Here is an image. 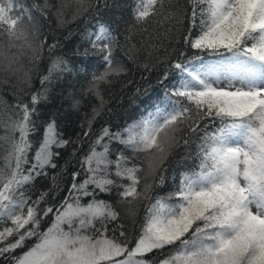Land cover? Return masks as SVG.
Listing matches in <instances>:
<instances>
[{"label": "snow or ice", "instance_id": "snow-or-ice-1", "mask_svg": "<svg viewBox=\"0 0 264 264\" xmlns=\"http://www.w3.org/2000/svg\"><path fill=\"white\" fill-rule=\"evenodd\" d=\"M124 7L33 3L57 27L91 24L63 51L72 30L41 39L31 10L0 0V73L29 89L0 100V264H264V0H134L127 17ZM118 52L149 74L163 68L161 92L139 118L94 130L103 86L129 72ZM85 96L99 102L90 114ZM193 136L197 163L155 194Z\"/></svg>", "mask_w": 264, "mask_h": 264}, {"label": "trees", "instance_id": "trees-1", "mask_svg": "<svg viewBox=\"0 0 264 264\" xmlns=\"http://www.w3.org/2000/svg\"><path fill=\"white\" fill-rule=\"evenodd\" d=\"M40 2V0H16L17 5H22L23 7L31 10L33 17L40 21L44 27L41 29V39L43 34L51 29L56 31L57 36L63 39L67 35L69 30H72L74 34L66 40H63L64 48L63 51H70L78 44L81 43L80 32L84 30L85 27H90L91 24H84L81 21L77 20L75 22H69L64 27H57V22L55 16L49 13L48 21H45L44 18L32 8L33 3ZM52 4H56L57 0H50ZM124 4V13L127 17L131 6L134 3V0H122ZM50 22V23H49ZM6 39V37H4ZM141 40V35L137 32L133 36V41L139 43ZM173 46H175L173 42ZM30 55V53H28ZM145 54L141 53V60L144 59ZM118 59H123V62L129 68V72L126 75H121L112 80L110 84L103 86V94L107 103L104 105L103 110L101 111L100 116L96 118L93 123V129L98 130L101 126H111L113 130L116 128L122 127L125 122L132 121L139 118L142 114L145 113L146 108L151 107V102L160 94L161 90L156 87V78L163 71V68L159 67L154 69L151 74L145 72L143 69H138L136 64H133L131 61L127 60L126 57H123V53H117ZM153 61H155V56H153ZM22 62L27 65V57L22 58ZM47 60H42L39 65L40 70H46ZM143 77V78H142ZM0 80H8L7 83H0V100L6 103H13L14 97L11 93L16 92L18 95L23 96L24 92L28 91V85L17 80L15 76L9 77L7 73H0ZM151 83L152 87H149ZM86 86V85H85ZM39 77L36 72H33L32 75V89L35 90L39 88ZM137 88L141 89L140 93H137ZM144 89H148L147 96L144 93ZM56 91H59L57 88ZM66 95V92H65ZM27 99V97H25ZM93 105L99 106V102L95 100L94 97L85 96L83 104V112L91 113ZM59 106V97H53L52 105L49 107ZM66 106V105H65ZM111 109V111H109ZM83 119V116H81ZM66 131L73 136H76L77 133L81 132V129L74 123ZM191 144L187 152L185 149H179L174 157H170L169 161L165 163L164 167L168 169L165 173L166 183L162 188H155L154 193L161 196L166 195L168 192L172 191L174 185L171 180V176L175 172L177 174L184 168H192L197 161L194 159L195 156V145L197 143L196 137H190ZM86 150L87 145H84ZM191 154L193 158L183 159L187 154ZM176 161H182L180 165H177ZM48 186V181L44 178H39L35 181V190L38 192ZM63 195V193L61 194ZM145 204L142 202L139 206L135 220L139 222L144 215ZM123 216V209H121ZM125 225L127 226V231L129 235H132L134 229L138 227V224L134 225L132 218H127L124 220ZM47 225H45L46 227ZM31 243V242H30ZM19 251V250H18Z\"/></svg>", "mask_w": 264, "mask_h": 264}, {"label": "rangeland", "instance_id": "rangeland-1", "mask_svg": "<svg viewBox=\"0 0 264 264\" xmlns=\"http://www.w3.org/2000/svg\"><path fill=\"white\" fill-rule=\"evenodd\" d=\"M131 121H129V123H130ZM4 225L3 224H0V228H2Z\"/></svg>", "mask_w": 264, "mask_h": 264}]
</instances>
